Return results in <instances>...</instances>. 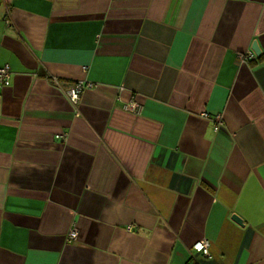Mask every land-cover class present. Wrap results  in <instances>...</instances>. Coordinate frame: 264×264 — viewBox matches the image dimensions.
Here are the masks:
<instances>
[{
	"label": "crops",
	"instance_id": "obj_1",
	"mask_svg": "<svg viewBox=\"0 0 264 264\" xmlns=\"http://www.w3.org/2000/svg\"><path fill=\"white\" fill-rule=\"evenodd\" d=\"M5 64L0 264H264V0H0Z\"/></svg>",
	"mask_w": 264,
	"mask_h": 264
},
{
	"label": "built area",
	"instance_id": "obj_2",
	"mask_svg": "<svg viewBox=\"0 0 264 264\" xmlns=\"http://www.w3.org/2000/svg\"><path fill=\"white\" fill-rule=\"evenodd\" d=\"M7 22L10 23V20H7ZM240 57L241 59L245 60L249 58H254L255 54L253 53V51H249L248 53L240 54ZM11 74H12L11 68L8 64L0 66V88L11 84ZM91 86H92L91 83L84 80H79L72 87L65 90L64 93L70 100L71 104L76 106L81 98L83 91ZM125 109L131 112L140 113L141 105L136 100L133 99L130 102L126 103ZM217 118H219V116H217ZM69 237L70 239L76 238L77 231L76 230L71 231ZM209 247H210V243L207 239L199 240L193 246L196 252L205 255L210 254Z\"/></svg>",
	"mask_w": 264,
	"mask_h": 264
},
{
	"label": "water",
	"instance_id": "obj_3",
	"mask_svg": "<svg viewBox=\"0 0 264 264\" xmlns=\"http://www.w3.org/2000/svg\"><path fill=\"white\" fill-rule=\"evenodd\" d=\"M252 51H253V53H255L256 55H259V54H260L261 49H260V46H259V44H258L257 41L253 42V45H252ZM232 218H233L235 221H237L238 223L243 224V220H242V218H241L239 215H237V214H233Z\"/></svg>",
	"mask_w": 264,
	"mask_h": 264
}]
</instances>
